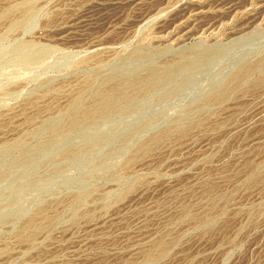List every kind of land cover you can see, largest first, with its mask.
Segmentation results:
<instances>
[{
	"label": "rangeland",
	"instance_id": "rangeland-1",
	"mask_svg": "<svg viewBox=\"0 0 264 264\" xmlns=\"http://www.w3.org/2000/svg\"><path fill=\"white\" fill-rule=\"evenodd\" d=\"M0 264H264V0H0Z\"/></svg>",
	"mask_w": 264,
	"mask_h": 264
},
{
	"label": "bare ground",
	"instance_id": "bare-ground-1",
	"mask_svg": "<svg viewBox=\"0 0 264 264\" xmlns=\"http://www.w3.org/2000/svg\"><path fill=\"white\" fill-rule=\"evenodd\" d=\"M261 2V1H260ZM262 10V9H261ZM186 29V28H185Z\"/></svg>",
	"mask_w": 264,
	"mask_h": 264
}]
</instances>
